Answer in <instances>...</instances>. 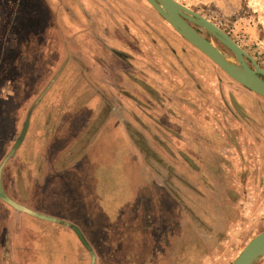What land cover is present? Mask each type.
<instances>
[{
    "label": "rangeland",
    "instance_id": "1",
    "mask_svg": "<svg viewBox=\"0 0 264 264\" xmlns=\"http://www.w3.org/2000/svg\"><path fill=\"white\" fill-rule=\"evenodd\" d=\"M41 1L0 0V169L6 195L80 227L94 254L81 248L84 260L78 261L84 264L88 257L91 264H232L264 231V221L237 224L225 191L218 198L223 206H214L213 193L201 189L213 186L208 175L213 170L223 182L216 156L226 144L205 143L213 136L207 130L200 133L204 142L193 143L197 128H176L180 121H196L195 115L210 120L205 100L224 112L202 125L212 126L216 119L225 125L229 112L221 108L226 103L221 96L229 90H220L217 101L210 96L179 107L188 112L164 113L151 68L160 70L158 57L167 61L176 57L172 47L177 54L184 47L203 72L223 79L227 89L230 78L146 0ZM176 1L229 37L245 35V24L233 27L237 21L230 16V0ZM249 2L242 16L253 9ZM254 3L264 6V0ZM194 28L235 60L216 38ZM200 197L203 204L196 208ZM119 216L124 222L115 223ZM10 221L37 244L45 228H56L19 212ZM230 226L242 230L230 232ZM70 259L42 264H73Z\"/></svg>",
    "mask_w": 264,
    "mask_h": 264
},
{
    "label": "crops",
    "instance_id": "2",
    "mask_svg": "<svg viewBox=\"0 0 264 264\" xmlns=\"http://www.w3.org/2000/svg\"><path fill=\"white\" fill-rule=\"evenodd\" d=\"M246 1L247 0H230V16L236 17L237 21L233 27L239 28L238 25L241 26L242 24H245L244 28L246 29L243 33L245 35L239 38H234V36L230 35V38L246 53L252 56L258 65L264 69V6L263 3H259V6H256V3H254L255 0H249L250 7L253 9H250L248 14L242 16L240 14L241 8ZM50 5L54 6V3L52 2ZM251 10H254L256 13ZM178 42L182 44L181 41L178 40ZM172 48L173 54L176 57H169L167 61L164 58H157L156 64L162 65L160 70H156L154 67L151 68L149 66L152 70L151 73H153V78H157L156 85L162 90V96L164 97V102L161 105L160 111L167 113L172 109H175L178 113H183L185 111L188 112V110H190L189 108L186 107V109H182L179 107L183 106L186 102L204 100V98L210 96L211 99L217 101L221 96L220 90H229L226 95L223 97L221 96L222 99L224 98L223 101L226 102L225 106H221V108L229 112L228 118L226 116L227 120L225 125L221 123L222 121L217 120L216 118V121H214L212 126L202 125L208 121L210 122L211 119L214 120L213 116L218 117L219 112L222 111L219 108V104L217 105L215 102L212 104L205 100V104L202 106L205 107L206 112L210 113V120L205 119L204 116H202V118L201 116L194 114L195 116H193V118L196 121L189 122L190 120L187 121L186 119L182 123L180 121V123H178L179 125L176 127L181 130L187 126H190V128L192 126H194L195 129L197 128V134L190 139L193 143L204 142V136L201 137L200 133H204L205 130H207L210 134H213V136L209 135L210 141H205V143H210L213 147H215L214 144H226V147L222 149H220V147L218 148V155L216 156L217 163H220L223 166L221 172V175L224 176L223 182H218L216 176L219 174L213 170L208 174L212 180L213 186L209 188L203 186V189L201 190L213 193L212 201L215 203L214 206L218 207L223 206L218 201L219 193L222 191L228 192L229 196L227 197L229 198L228 201H230V208L233 207L238 214L239 222L237 224H257L263 222L264 98L236 83L231 78L230 87L227 89V86L223 83V79L221 80L215 75L203 72L201 68L197 66V62L187 56L184 47L180 48L179 54H177L179 50L175 49V47ZM201 56L202 55H196L195 59H202ZM187 68L191 72L189 77H186L188 75ZM141 80L144 81L145 78H141ZM146 85L149 86V83H146ZM193 87H195V89ZM149 105L154 110V105ZM192 111L193 113L196 112L195 110ZM168 117L170 118V114H168ZM171 120L172 119H170V121ZM179 144L182 143L179 142ZM189 174L196 175L197 172L190 170ZM222 183H224V186H221ZM15 191L21 193L29 190L16 189ZM258 191L261 193L258 194ZM0 203L9 207L13 212H19L3 201ZM201 203L203 204V198L202 201H199L198 199L195 204L196 208H198ZM22 206L26 207L25 205ZM13 212L12 214L6 213L0 207V217L3 219L2 224L0 225V232L2 233V237L0 238V264H42L46 261L51 263L54 259H60L67 263L70 257V261H73V264H84L81 262V260H84V253H81V248L85 246L80 241L77 234L66 225H72L70 221L66 222L57 217L51 216L60 222L54 223L24 213L34 219L50 222L56 228H65L70 232L66 234L61 233L60 230L54 227L45 228L42 233L43 240L41 238L38 239L37 237L36 239L41 242V244H37L36 240H28L29 235L28 237L27 235L22 236V234L14 228V223L10 221ZM41 215L48 217L47 214ZM119 220L120 222H124V219H121V216H119L115 223H120ZM236 227H231L230 232L234 231L235 233H240L242 229L240 228L237 230ZM77 228L80 229L85 238H87L82 229L80 227ZM71 238L76 239L77 243L75 244ZM89 253L91 255L90 251ZM79 259L81 260L78 261ZM87 262V264H91L89 257Z\"/></svg>",
    "mask_w": 264,
    "mask_h": 264
},
{
    "label": "water",
    "instance_id": "3",
    "mask_svg": "<svg viewBox=\"0 0 264 264\" xmlns=\"http://www.w3.org/2000/svg\"><path fill=\"white\" fill-rule=\"evenodd\" d=\"M146 1L185 41L217 65L229 78L264 98V69L218 26L176 0ZM194 27L205 30L226 46L235 56V60L222 54ZM0 199L16 211L27 213L45 221L60 223L55 218L36 213L9 198L2 185V169H0ZM66 225L77 234L83 245L93 254L80 229L69 224ZM263 258L264 231L248 242L232 264H257Z\"/></svg>",
    "mask_w": 264,
    "mask_h": 264
},
{
    "label": "flooded vegetation",
    "instance_id": "4",
    "mask_svg": "<svg viewBox=\"0 0 264 264\" xmlns=\"http://www.w3.org/2000/svg\"><path fill=\"white\" fill-rule=\"evenodd\" d=\"M54 2H56L57 4H58V0H53ZM75 1V0H74ZM39 2H42L41 0H39ZM44 4V3H43ZM78 5V4H77ZM79 6V5H78ZM87 6H89V5H87ZM80 7V6H79ZM80 9V8H79ZM83 10L85 11V10H87L88 11V9H86V7H83ZM89 13V12H88ZM85 15V14H84ZM31 40V39H30ZM29 41V40H28ZM226 47V46H225ZM227 48V47H226ZM228 49V48H227ZM229 50V49H228ZM230 51V50H229ZM231 52V51H230ZM232 53V52H231Z\"/></svg>",
    "mask_w": 264,
    "mask_h": 264
}]
</instances>
